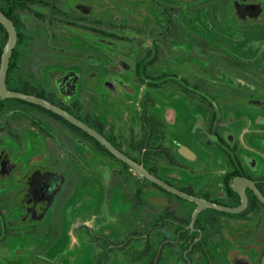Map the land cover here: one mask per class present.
I'll return each mask as SVG.
<instances>
[{
  "label": "flooded vegetation",
  "instance_id": "af4514ba",
  "mask_svg": "<svg viewBox=\"0 0 264 264\" xmlns=\"http://www.w3.org/2000/svg\"><path fill=\"white\" fill-rule=\"evenodd\" d=\"M0 264H264V0H0Z\"/></svg>",
  "mask_w": 264,
  "mask_h": 264
},
{
  "label": "water",
  "instance_id": "95a60500",
  "mask_svg": "<svg viewBox=\"0 0 264 264\" xmlns=\"http://www.w3.org/2000/svg\"><path fill=\"white\" fill-rule=\"evenodd\" d=\"M13 44H14V40L12 39V40L9 42V44H8V46H7V48H6V55H7V56L10 55V53H11V48H12ZM5 60H7V57H6V56H5Z\"/></svg>",
  "mask_w": 264,
  "mask_h": 264
}]
</instances>
